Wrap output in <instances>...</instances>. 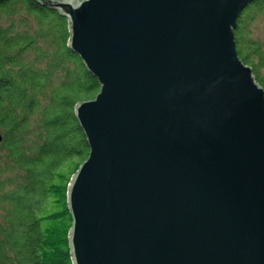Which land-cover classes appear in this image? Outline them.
<instances>
[{"label": "water", "instance_id": "1", "mask_svg": "<svg viewBox=\"0 0 264 264\" xmlns=\"http://www.w3.org/2000/svg\"><path fill=\"white\" fill-rule=\"evenodd\" d=\"M254 1L38 0L99 84L72 264H264V91L234 39Z\"/></svg>", "mask_w": 264, "mask_h": 264}, {"label": "trees", "instance_id": "2", "mask_svg": "<svg viewBox=\"0 0 264 264\" xmlns=\"http://www.w3.org/2000/svg\"><path fill=\"white\" fill-rule=\"evenodd\" d=\"M264 0L240 14L239 59L264 91ZM69 25L38 0H0V264H72L67 192L88 157L75 117L99 92L68 48Z\"/></svg>", "mask_w": 264, "mask_h": 264}, {"label": "rangeland", "instance_id": "3", "mask_svg": "<svg viewBox=\"0 0 264 264\" xmlns=\"http://www.w3.org/2000/svg\"><path fill=\"white\" fill-rule=\"evenodd\" d=\"M254 37L264 42V21H258L254 27Z\"/></svg>", "mask_w": 264, "mask_h": 264}]
</instances>
